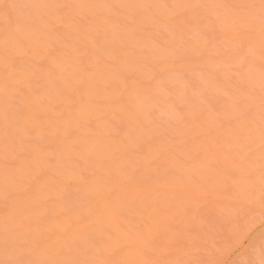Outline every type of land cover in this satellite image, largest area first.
Instances as JSON below:
<instances>
[{"label":"snow or ice","instance_id":"snow-or-ice-1","mask_svg":"<svg viewBox=\"0 0 264 264\" xmlns=\"http://www.w3.org/2000/svg\"><path fill=\"white\" fill-rule=\"evenodd\" d=\"M0 23V264H264V0H0ZM114 84L119 96L110 94ZM117 102L130 122L126 143L85 172L74 137ZM161 128L174 134L162 154L194 162L202 151H222L241 177L236 191L193 177L195 205L146 200L139 219L124 217L113 230L103 223L121 216L113 194L140 179L118 153L140 151L141 138ZM160 164V156L146 161L157 172ZM67 179L93 185L103 210L82 213L75 223L84 228L33 227L46 219L33 214L37 194L55 203ZM200 201L225 221L258 203L261 230H234L210 247L212 219L200 215ZM170 214L187 223L170 224ZM153 222L171 233L162 246L148 239ZM88 229L99 231V243ZM124 248L137 258H117Z\"/></svg>","mask_w":264,"mask_h":264},{"label":"bare ground","instance_id":"bare-ground-1","mask_svg":"<svg viewBox=\"0 0 264 264\" xmlns=\"http://www.w3.org/2000/svg\"><path fill=\"white\" fill-rule=\"evenodd\" d=\"M8 2L28 3L34 2V0H8ZM40 2H44V0H40ZM56 2H104V0H56ZM109 2H120V0H109ZM145 2H153V0H145ZM163 2L175 3L176 0H163ZM198 2L231 4L243 2V0H198ZM0 27H2V23H0ZM121 88V85L114 84L110 94L119 96ZM175 90L182 92L183 85L177 83L175 85ZM128 103H133V101L129 99ZM161 103L165 108L167 107L168 102L165 98H161ZM95 115L99 114L85 113L82 119L87 120L90 116ZM129 132L130 122L128 113L124 110L122 104L117 102L104 106L103 118L95 122V127L93 129L87 127L82 128L78 135L74 137L81 145L79 167L87 172L95 159L110 156L114 151H117L126 143ZM172 135L174 134L170 131L166 132L164 128H161L141 138L143 148L140 151L134 152L129 149L127 154L118 153L120 155V163L128 165L130 170H135L140 179H138L135 185L129 186L127 192L113 194L114 198L117 196L119 197V199H114L113 202L121 208V216L118 218H105L103 221V223L113 230L119 228V223L124 217H128L129 219L135 217L139 219L138 208L141 207L146 200H159L163 204H170L173 209L179 208L181 204L195 205L197 202L192 198L194 187L189 182L193 177L206 181L207 178L211 176L220 186L231 189V192L236 191V182L240 180L241 177L231 164V161L222 151L215 148L210 151H202L199 158L194 162L186 161L178 151H176L175 154H162L166 151L165 140H169ZM152 136L161 137V139L153 140ZM175 143H179V140H176ZM155 156L161 157L159 172H157L155 168H149L146 165V161ZM88 157H91V159ZM173 174L183 177L184 182L177 184L167 182L171 179ZM95 192L96 188L90 183H85L76 179H67L59 185L57 189L58 198L55 203L47 200L46 193H38L39 203L32 211L35 216L39 217L43 214L46 219L41 223L33 225V227L46 230L54 224L58 225L63 222V224L70 225L72 228H84L85 224L75 223L81 214L87 213L90 207L98 206L103 210L105 206L104 201H100L95 197ZM229 194L230 193H225L226 196ZM253 212L261 213L258 203L243 207L236 219L225 221L216 216L215 213L210 212L209 206L204 201L199 202L200 215L212 219L211 228L207 232H214V225L222 224L224 226L223 228H225L223 229L226 233L225 238L234 230L241 229L248 224L251 226L252 223H249V218ZM260 213H257L259 214V218L261 216ZM255 218L254 220L256 223ZM90 219H95V217H91ZM169 223L172 225H182L183 223H187V221L180 215L170 214ZM257 224L256 228L258 227ZM193 226L197 228V231L198 229L204 231V229L202 230V228L199 227L198 222ZM217 226L220 228L219 225ZM149 227L152 228V231L148 235V239L155 246H162L171 237L170 232L165 233L166 226H157L153 222L149 224ZM252 228L255 227L253 226ZM218 230L220 231V229ZM88 232L90 239L98 243L100 242L99 231L88 229ZM207 232L206 236L209 246L215 247V245H213L215 242L211 243V238L208 237L210 234L208 233L209 235H207ZM213 232L210 237L216 234ZM216 235L214 237H216ZM217 240L213 241L217 242ZM225 241H227V239H225ZM121 243H124V241H121ZM218 243L215 244L221 246L222 243ZM116 257L123 259L137 258L135 250H129L128 248H124L123 251H118Z\"/></svg>","mask_w":264,"mask_h":264},{"label":"rangeland","instance_id":"rangeland-1","mask_svg":"<svg viewBox=\"0 0 264 264\" xmlns=\"http://www.w3.org/2000/svg\"><path fill=\"white\" fill-rule=\"evenodd\" d=\"M254 213H255L256 215H255ZM257 213H260V212H253L254 215L251 213V217H254V216L256 217V218L254 217V218L256 219V223H255V220L253 219L254 221L252 220V222H251L252 224L250 223L251 226H249V224H248V225L243 226V227H251V228H252V227L254 226L255 228H253V229H254L257 233H259V230H261V229H260V228H261V223H260V221L262 220V217L260 216V218H259V214H257ZM257 215H258V217H257ZM260 215H261V213H260ZM249 217H250V216H249ZM258 218H259V219H258ZM259 220H260V221H259ZM253 223H254V224H253ZM257 223H258L260 226H259ZM256 224H257V226L259 227V228L257 227L258 229L256 228ZM217 225H219L220 228H218ZM252 225H253V226H252ZM223 227H224V226H223L222 224H215V225H214V232L217 234V235L215 234L216 237H214L215 235H213V236L210 237V235H212V232H213V231H212V232H210V231L207 232V235L210 234L208 237L211 238V241H212L211 243L215 242V243L217 244V243L219 242L220 244L222 243L221 246L223 245V243H226L225 239H228L229 236L227 235V238H225V237H226V233H225V230H223V229H225V228H223ZM243 227H242V228H243ZM216 229H217V230L220 229V231H219V230L217 231ZM202 230H203V229H202ZM221 230H222V231H221ZM198 231H201V230L198 229ZM214 232H213V233H214ZM208 233H209V234H208ZM218 233H219V234H218ZM222 233H223V234H222ZM221 234H222V235H221ZM219 235H220V236H219ZM223 235H224V236H223ZM222 237H223V239H222ZM209 238H208V239H209ZM215 238H216V239H215ZM217 238H218V240H217ZM213 240H217V242H216V241H213ZM223 241H224V242H223ZM215 243H213V245H215V247L219 246V245H216ZM219 243H218V244H219Z\"/></svg>","mask_w":264,"mask_h":264}]
</instances>
